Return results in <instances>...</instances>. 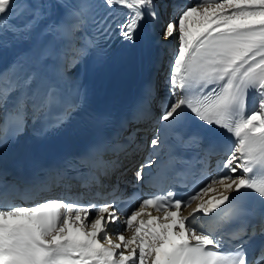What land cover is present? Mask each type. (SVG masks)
Returning a JSON list of instances; mask_svg holds the SVG:
<instances>
[{"label": "snow or ice", "instance_id": "snow-or-ice-1", "mask_svg": "<svg viewBox=\"0 0 264 264\" xmlns=\"http://www.w3.org/2000/svg\"><path fill=\"white\" fill-rule=\"evenodd\" d=\"M44 7L0 0V34L30 32ZM169 8L165 0H77L49 28L71 46L91 23L95 35L71 47L73 67L101 39L119 35L135 43L142 27L176 40L177 48L158 112L153 90L146 89L131 116L143 129L125 143L98 129L83 153L40 169L23 192L0 179V264H264V243L254 262L248 256L255 239L264 241V0H194L165 19ZM25 16L23 24L11 23ZM35 80L22 66L0 75V148L23 133L29 116L44 117L37 133L44 135L63 128L80 107L63 101L55 85L33 89ZM57 105L63 110L49 119ZM185 121L196 127L186 129ZM127 126L120 124V135ZM213 131L227 133L228 145L218 148ZM107 152L142 157L133 187L147 185L150 192L133 193L138 207L130 214L119 207V183L99 204L50 195L54 187L70 189L73 179L88 191L100 185L101 176L122 167L104 160ZM213 154L220 159L205 180ZM190 180V191L180 196Z\"/></svg>", "mask_w": 264, "mask_h": 264}, {"label": "bare ground", "instance_id": "bare-ground-1", "mask_svg": "<svg viewBox=\"0 0 264 264\" xmlns=\"http://www.w3.org/2000/svg\"><path fill=\"white\" fill-rule=\"evenodd\" d=\"M76 0H27L28 3L39 7L45 6L42 14L37 20L33 30L25 34H13L11 32L0 34V75L11 76L18 66H22L28 72L36 74V80L32 85L33 89L45 91L48 86L55 85L61 93L63 101L78 102L83 89L93 81L100 85V88H92L90 99L92 104L98 102L103 104H117L116 100L127 103L134 101L139 90L151 88L155 99L152 104L154 112H158V105L167 94L166 81L170 74V65L173 61V54L177 48V41L173 39L163 40L156 36L147 27H142L137 33L135 43L129 44L123 42L120 38L115 54L110 57L100 59V63L91 62L88 73L87 63L91 54V49L87 54L79 59L75 66H71V47L80 48L82 44L91 39L94 35V28L90 22H86L77 38L70 46L69 43L49 31V28L62 17L68 6L75 4ZM19 2V0H18ZM166 3L173 5L174 9L180 10L184 5L194 3V0H165ZM56 5L55 11L51 8ZM169 8V18L173 11ZM101 11H103L101 9ZM119 16V13H117ZM30 17H21L13 19L11 23L21 25ZM167 54L165 62L160 61ZM66 61L68 63H66ZM162 62V64L160 63ZM163 81V82H162ZM161 83V87L157 86ZM91 86H96L92 83ZM110 95L109 98L105 96ZM251 106V103H250ZM43 117L33 120L31 116L27 122L23 133H21L15 142H25L37 136L41 127ZM87 121V120H85ZM143 129L142 124H136L133 127L127 126L124 136L126 137L136 129ZM78 130L75 131V134ZM125 137L121 138L120 143H125ZM66 140V138H63ZM142 157L136 156L126 158L123 153H112L104 155L106 161H118L122 167H119L110 176L100 182L91 191H86L91 195L99 197H108V193L116 185V176L128 169L137 160ZM220 157L213 158L211 161V175L215 174L217 160ZM156 215L155 212L152 213ZM123 218V217H122ZM199 223V221H197ZM211 225H206L205 230H209Z\"/></svg>", "mask_w": 264, "mask_h": 264}, {"label": "rangeland", "instance_id": "rangeland-1", "mask_svg": "<svg viewBox=\"0 0 264 264\" xmlns=\"http://www.w3.org/2000/svg\"><path fill=\"white\" fill-rule=\"evenodd\" d=\"M167 57V54L165 53V55H164V57H162L161 59H160V61H162V62H165L166 61V58ZM162 62H160L161 64H162ZM66 63H68L67 61H66ZM163 82V81H162ZM162 82H160V84L157 86V89H159L160 87H161V83Z\"/></svg>", "mask_w": 264, "mask_h": 264}]
</instances>
